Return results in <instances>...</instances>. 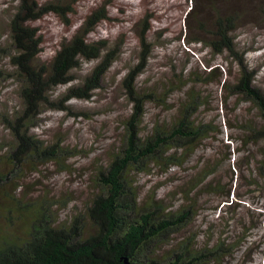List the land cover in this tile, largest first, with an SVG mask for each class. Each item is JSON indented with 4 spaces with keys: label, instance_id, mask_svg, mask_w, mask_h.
<instances>
[{
    "label": "rangeland",
    "instance_id": "rangeland-1",
    "mask_svg": "<svg viewBox=\"0 0 264 264\" xmlns=\"http://www.w3.org/2000/svg\"><path fill=\"white\" fill-rule=\"evenodd\" d=\"M47 1L54 0H42ZM18 4V0H0V157L14 146V138L4 120L12 119L21 108L20 88L16 80L8 76L12 75L13 67L7 56L9 21ZM105 5L109 19L98 24L90 40H107L111 45L123 42L121 55L91 99L71 100L68 111L45 107L39 126L32 130L41 139L61 140L66 148L79 153L64 163L66 168L48 162L37 171L25 165L17 173L0 158L2 176L9 177L5 188L15 192L19 187L16 195L20 201L19 211L14 208L5 211L6 203L2 202V228L8 229L9 220L18 223L16 220L25 210L35 208L49 209L47 212L61 226H68L76 216L86 219V207L97 192V170L121 144L125 121L133 111L123 79L138 63L137 34L148 15L152 17L149 40L153 43V52L140 81L142 86L156 90L160 98L146 105L143 133L153 124L175 117L185 94L181 80L185 82L191 72L205 79L204 71L210 70L212 65L220 66L222 71L231 69L235 79L238 68L227 54L215 55L206 44L188 45L187 42L197 33V20L211 22L214 19V8L221 12L233 8L239 12L241 22L236 39L246 53L248 64L257 73V87L264 92V0H81L70 15V24L55 14L33 23L43 37L41 61L50 62L63 43L80 31L87 18ZM193 12L195 16L190 17ZM96 65L97 61L83 62L73 73L76 81L56 89L54 97L65 95L71 86H82ZM217 81L208 85L203 81L199 83L208 96V103L197 117L202 122L213 121L220 127L219 132L204 141L193 154L186 155L183 166L167 172L152 166L149 172L135 175L140 199L146 201L157 195L176 209L182 203L183 193L195 184L197 172L207 164L216 167L213 179L221 182L224 193L203 190L193 193L198 214L188 227L174 235L173 243L195 235L198 247L214 248L223 243L233 250L206 264H264V179L257 170L264 161V140L257 144L244 143V132L239 128L240 120L256 119L257 110L239 97L225 96ZM174 82L178 90L162 103L164 87ZM230 155L231 161H228ZM231 205L234 208H230ZM18 231L21 228L18 227Z\"/></svg>",
    "mask_w": 264,
    "mask_h": 264
},
{
    "label": "trees",
    "instance_id": "trees-1",
    "mask_svg": "<svg viewBox=\"0 0 264 264\" xmlns=\"http://www.w3.org/2000/svg\"><path fill=\"white\" fill-rule=\"evenodd\" d=\"M80 1L18 0L9 21L7 56L13 73L8 76L19 85L21 108L12 119L4 120L14 138V146L0 158L12 166L14 173L22 171L25 165L37 171L48 162L66 168L64 163L79 152L66 148L61 140L41 139L32 130L39 126L45 107L68 111L71 100L91 99L121 55L123 42L111 45L107 40H90L98 24L109 19L105 5L87 18L80 31L63 43L50 62L41 61L43 37L33 23L55 14L70 24V15ZM214 13L211 22L197 20V33L187 42L188 45L206 44L215 55L227 54L238 68L235 79L231 69L222 71L220 66L212 65L210 70L204 71L205 79L191 72L185 82L181 80L185 94L175 117L153 124L143 133L146 105L160 98L156 90L142 86L140 81L153 52V43L149 40L152 17H145L137 34L138 63L123 79L133 111L125 121L121 144L97 170V192L86 207V219L76 216L68 226H61L47 212L49 209L25 210L16 220L18 223L9 220L8 229L0 227V264H206L231 252L223 243L214 248L198 247L195 235L173 243L174 235L188 227L198 214L193 193L200 190L224 193L221 182L213 179L216 167L207 164L197 172L195 184L183 193L182 203L176 209L157 195L141 201L135 179V175L149 172L152 166L161 167L165 172L183 166L186 155L193 154L204 141L219 132L220 127L213 121L198 120L197 116L208 103V96L199 87L202 81L208 85L218 79L225 96H236L253 104L258 117L240 120L239 128L245 133L242 141L257 144L264 140V92L257 87V73L248 64L235 35L241 16L233 8L225 12L214 8ZM95 61L97 65L82 86H71L65 95L54 97L56 89L76 81L73 73L83 62ZM174 85L175 82L164 87L162 103L178 90ZM259 164L257 170L264 179V161ZM8 179L0 171V211L2 202L6 203L5 211L19 208L16 195L19 187L15 192L8 191L5 188Z\"/></svg>",
    "mask_w": 264,
    "mask_h": 264
}]
</instances>
